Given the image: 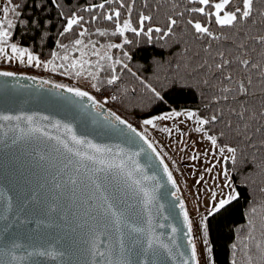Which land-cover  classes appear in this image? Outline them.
Returning a JSON list of instances; mask_svg holds the SVG:
<instances>
[{
    "label": "snow or ice",
    "instance_id": "snow-or-ice-1",
    "mask_svg": "<svg viewBox=\"0 0 264 264\" xmlns=\"http://www.w3.org/2000/svg\"><path fill=\"white\" fill-rule=\"evenodd\" d=\"M51 3L59 10L58 14L64 21L59 36L72 38L68 43L57 41V47L62 54L53 51L52 58L43 62V66L48 70L51 65L52 71L63 69L61 74H72L77 78L84 76L85 79H90L91 86L96 91H100L98 83L109 87L118 85L125 71L136 77V73L125 62L131 58L127 51H122V57L112 55L113 49L123 50L126 45L133 43L128 33L148 41L157 39L183 45L182 79L193 82L200 89L206 101L203 112L200 109L171 110L163 115L144 119L142 124L156 128L157 121L184 117L179 123L191 122L194 125L191 131L199 134L201 142L207 141L210 145L202 155H211L215 162L205 168V172L212 173L219 166L220 171L213 176V180L222 177L224 184H216L211 189L207 215L202 216L196 225L201 234L200 250L193 236V220L183 199L177 195L179 188L172 172L147 135L137 131L116 112L103 110V105L88 91L64 84H54L53 87L64 89L75 97L86 98L91 102L92 109L96 110V116L102 117L107 126L119 128L123 125V128H119L121 134L125 129L134 134V137H129V143L135 145V138L138 137L156 154L168 182L176 188L171 193L176 201L172 206L179 208L187 229L185 236L189 254L183 264H215L206 221L239 199L240 193L233 188L230 171L235 170L238 163L244 162L240 159L242 152L247 149H252L253 152L264 150V0H140L139 9L137 0H100L99 3L70 9L67 13L63 11L65 5L59 0H51ZM19 7L13 0H6L5 4L0 5V59L6 62L15 60L20 64L26 61L29 66L40 67L42 61L38 55L28 47L11 42L15 24L10 16L18 17ZM37 7L41 5L38 4ZM102 21L108 22L110 27L98 26ZM93 37H119L121 42L102 43ZM57 60L63 62L57 64ZM101 73L108 75L101 78ZM16 76L11 71H0V77ZM21 78L33 81L37 79L28 76ZM137 79L143 89L151 94V98L160 102L165 100V96L156 86L139 77ZM128 91L127 88L116 87L117 93ZM136 91L135 88L131 89L132 93ZM109 99L119 101L120 96L113 94L104 103H108ZM41 119L49 118L44 116ZM12 120H24L29 125L27 131L20 129L23 133L21 138L39 133L36 139L44 138L54 142L48 145L47 151L36 153L35 167L40 172L36 176L35 186L30 188V194H26L24 203L38 202L49 216L61 212V201L65 200L81 209V222L77 223L73 231L86 229L81 244L92 264H156L162 254L161 250L169 258L173 257L169 244L160 241L152 233L150 215L146 220L147 228L129 223L127 211L120 206L125 190H131L134 196L139 197L145 213H150L155 203L156 191L160 185L158 182L154 186L146 183L156 181V177L146 175L135 159L143 148L132 153L125 152L124 149L112 153V149L94 144L86 136H78L71 124L61 125L57 121L52 125L56 129L63 128L67 136L65 139L52 135L35 124V117L32 115L0 114V121ZM2 127L0 125V129ZM159 131L169 135L176 131L181 137L188 135L178 125L160 127ZM105 154H111L112 158L106 159ZM200 155L197 153L191 159H199ZM229 164L232 165V170L229 169ZM203 180L204 177L201 176L196 183ZM224 189L229 191L225 193ZM260 192L264 193V187ZM0 199H6L8 210H11L12 198L0 194ZM133 207L129 204L127 209L131 210ZM196 210L199 211V207ZM250 211L253 218L248 220L249 231L242 242L241 250L244 252L245 264H264V225L261 226V238L257 239L253 234L256 231L254 217L257 208L253 207ZM0 219L7 217L0 216ZM60 219H66V215L61 214ZM261 219L264 220V214ZM124 228L128 229L130 245L125 243ZM110 229H114L116 233L115 240ZM171 231L176 233L177 228L171 226ZM145 234L147 239L144 245L137 248L140 244L139 237ZM101 237L105 239L101 240ZM20 247L17 243H12L11 247H0V257L10 258L0 259V264L26 259L23 255L17 256L13 251ZM231 247L237 249L238 245L233 243ZM34 254L55 259L57 254L64 253H55L48 249L27 253L28 256ZM232 264H237V261L233 259Z\"/></svg>",
    "mask_w": 264,
    "mask_h": 264
},
{
    "label": "water",
    "instance_id": "water-1",
    "mask_svg": "<svg viewBox=\"0 0 264 264\" xmlns=\"http://www.w3.org/2000/svg\"><path fill=\"white\" fill-rule=\"evenodd\" d=\"M14 73L17 74L14 78L0 77V114L32 115L35 117V124L43 127L50 134L65 139L67 136L63 128L56 129L52 125L57 121H60L61 125L71 124L78 136H86L94 144L112 149V153L120 149L132 153L143 148L135 159L146 175L156 177V181L146 183L154 186L158 182L160 185L156 191L155 203L150 213H145L139 197L134 196L131 190H125L120 206L127 211L129 223L140 224L147 228L146 220L150 215L152 233L172 248L173 257L169 258L161 250L162 254L156 264H183V260L189 254L185 236L187 229L179 208L172 206L176 201L171 193L175 192L176 188L168 182L163 165L156 154L138 137L135 138V145L129 143V137H134V134L126 129L121 134L119 128H123V125L119 128L107 126L102 117L96 116V110L92 109L91 102L86 98L81 99L64 89H56L53 87L55 83L52 82L42 84V81H47L43 78L19 72ZM23 76L37 79L35 81L25 80L21 78ZM103 110L110 109L103 105ZM44 116L49 119H41ZM0 125H3L0 129V194L12 198L11 210H8L7 200L0 199V216L7 217V219H0V247L5 245L11 247L12 243L20 244L21 247L13 251L17 256L26 257L22 261L11 262V264H92L91 258L83 252L81 244L86 229L73 231L77 223L81 222V209L65 200L61 201L62 211L49 216L45 214L43 206L38 202L24 203L26 194H30V188L35 186L36 176L40 172L39 168L35 167L36 153L47 151L48 145L54 142L44 138L36 139L39 133L35 136L21 138L23 133L20 129L27 131L29 127L24 120L0 121ZM156 151L158 152L157 149ZM105 158L111 159L112 155L105 154ZM177 195L180 196L179 192ZM180 198L182 199L181 196ZM129 204L134 206L133 209H127ZM61 214L66 215V219H60ZM171 226L177 228L176 233H172ZM110 231L115 240L114 229ZM123 231L125 243L130 245L128 229L124 228ZM139 239L140 244L137 248L144 245L147 234L140 236ZM43 249L64 254H57L55 259L49 256L27 255L29 251L35 252ZM0 259L9 260L10 258L0 257Z\"/></svg>",
    "mask_w": 264,
    "mask_h": 264
},
{
    "label": "trees",
    "instance_id": "trees-1",
    "mask_svg": "<svg viewBox=\"0 0 264 264\" xmlns=\"http://www.w3.org/2000/svg\"><path fill=\"white\" fill-rule=\"evenodd\" d=\"M59 2L65 5L63 11L67 13L70 9L82 8L89 3H99L100 0H59ZM13 3L20 5L18 8L20 15L14 16L15 27L12 29L11 42L28 47L43 60H50L53 51L61 52L57 47V41L68 43L72 38L59 36L64 21L60 18L59 10L54 7L51 0H13ZM38 4L41 7H37ZM140 7V0H137V9ZM84 15L88 17L87 13ZM98 26L110 27L108 22L103 21ZM127 35L133 43L126 45L123 50L113 49L112 55L122 57V51H127L131 58L125 62L136 73V77L125 71L118 85L109 87L98 83L100 91H96L91 86L97 92L98 98L106 99L113 94L119 95V101L109 99L108 103L120 116L138 127L141 119L172 107H188L195 110L200 109L203 112L206 101L200 89L193 82L182 79L184 77L181 60L183 45L157 39L148 41L143 37L136 38L131 33ZM93 38L102 43L121 42L119 37ZM62 62L56 61L57 64ZM25 71L29 74L34 72L32 68H26ZM63 71L60 69L54 74L58 76V79L79 80L82 77L61 74ZM107 75L108 73H101V78ZM137 77L156 86L165 96V100L160 102L151 98V94L143 89ZM89 84L91 85L90 79ZM117 86L127 88L129 91L117 93ZM133 88L137 90L135 93L131 92ZM253 156H255L254 162ZM240 159L244 162L238 163L235 170H232L231 164L228 165L232 170L230 172L233 184L236 191L240 193L239 199L226 206L225 210L210 216L206 221L215 264H232L233 259L237 261V264H245L244 252L241 249L243 248L242 242L249 231L248 220L253 218L250 211L253 207L257 208L254 217L256 231L253 234L257 239L261 238V226L264 225V220L261 219V215L264 214V193H261L260 189L264 187V150L259 152H253L252 149L244 150ZM233 243L238 245L237 249L231 247Z\"/></svg>",
    "mask_w": 264,
    "mask_h": 264
},
{
    "label": "rangeland",
    "instance_id": "rangeland-1",
    "mask_svg": "<svg viewBox=\"0 0 264 264\" xmlns=\"http://www.w3.org/2000/svg\"><path fill=\"white\" fill-rule=\"evenodd\" d=\"M5 3L6 0H0V5ZM10 18L14 20V16H10ZM20 46L25 47L23 45ZM40 60L42 61L41 66L36 67L35 65L29 66L26 61L24 64H20L15 60L12 62H6L3 59H0V70L29 74L26 73L25 69L32 68L34 72L29 75L43 78L55 84H64L68 87L74 88L78 87L82 90L88 91L92 96L98 98L97 92H95L89 84V79H85L84 76H82L79 80L74 78L58 79V76L54 74L55 71L51 70V65L48 66V70H46L43 66V62L48 60H43L41 58ZM104 101L105 99L101 98L100 102L104 103ZM106 104H108L112 111L116 112L110 103ZM185 109L195 110L188 107H172L169 110L162 111L148 118L163 115L164 113L171 110L183 111ZM144 119L139 121V127L135 126L134 124L133 125L138 128L139 131L144 132L148 139L153 142L155 148L158 150L163 160L168 165L169 170L172 172L173 178L175 179L177 187L179 188V194L182 197L187 210L189 211L190 218L193 220V236L196 239L197 248L200 250L202 247L201 234L197 230L196 225L200 222L202 216L207 215L206 208L210 206L211 189H214L216 184H220L221 186L224 184L222 177L213 180V176H215L216 173L220 171V168L217 166V168L214 169L212 173L205 172V168L210 167L211 163L215 162L211 155L208 157L202 155L206 149L210 148V145L207 141L201 142L199 134L191 131V129L194 127L191 122L186 121L184 124L179 123V121L184 119V117L175 118L173 120L157 121L156 123L158 127L156 128H153L149 125H143L142 121ZM174 125H178L179 128L184 132H187L188 135L181 137L176 131H173L171 135L159 131L160 127H173ZM181 140L183 143H178V141ZM193 141H196V143L193 144ZM181 149H183V151H181ZM197 153L201 154L199 159H191V157ZM173 161L175 163H173ZM201 176L204 177V180L197 184L196 181L199 180ZM233 188L236 190L234 184ZM228 191V189H224L225 193ZM197 207H199V211L196 210Z\"/></svg>",
    "mask_w": 264,
    "mask_h": 264
},
{
    "label": "built area",
    "instance_id": "built-area-1",
    "mask_svg": "<svg viewBox=\"0 0 264 264\" xmlns=\"http://www.w3.org/2000/svg\"><path fill=\"white\" fill-rule=\"evenodd\" d=\"M108 106V104H106ZM109 107V106H108Z\"/></svg>",
    "mask_w": 264,
    "mask_h": 264
}]
</instances>
